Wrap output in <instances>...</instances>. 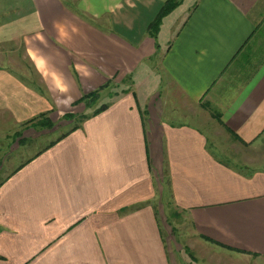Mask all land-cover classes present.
<instances>
[{
    "label": "crops",
    "instance_id": "1",
    "mask_svg": "<svg viewBox=\"0 0 264 264\" xmlns=\"http://www.w3.org/2000/svg\"><path fill=\"white\" fill-rule=\"evenodd\" d=\"M166 1L0 0V264H172L163 184L197 264H264V0H175L154 41Z\"/></svg>",
    "mask_w": 264,
    "mask_h": 264
},
{
    "label": "rangeland",
    "instance_id": "2",
    "mask_svg": "<svg viewBox=\"0 0 264 264\" xmlns=\"http://www.w3.org/2000/svg\"><path fill=\"white\" fill-rule=\"evenodd\" d=\"M120 31V30H118ZM121 92L120 88L114 90V94H119ZM103 100V99H101ZM95 101L91 100L88 103V105H85V109H87L82 114H71L72 115V121L71 125H69V129L78 124L79 120H81V117H87L90 116L93 113L94 105L93 103ZM97 101V98H96ZM98 104V103H97ZM65 116V115H64ZM64 118V117H63ZM65 122L70 121L69 119L64 118ZM185 121V120H184ZM188 122H192L191 120H187ZM67 128V129H68ZM60 132L54 133L51 136L47 138H42L41 140L37 141L36 144L31 145V150L28 145L23 146L22 154H18V158L22 160L23 158L31 156L33 152L38 151L39 149H42L47 143H49L52 139L58 136ZM3 139H1L0 136V144L2 148ZM228 149V146L225 145ZM30 151H29V150ZM250 150V149H249ZM246 151L245 155L252 156L254 159H258V162L261 164H264V145L260 146L259 149L253 153V151ZM1 151V150H0ZM243 155V154H242ZM241 154L235 155V159L242 163L241 157H243ZM24 161V160H23ZM19 163V160H15L11 163L10 167H14ZM6 169L5 173L9 170ZM259 169H264V165L260 166ZM163 184V197L156 198L152 201V205L154 207L155 214L157 215V218L160 222V226L163 232V235L165 236L167 240V246L169 250V255L171 258L172 264H192L196 263L197 261L195 259V256L198 255V253L203 254L206 253L202 247L197 245V242L192 235L190 225L188 221L184 218V216L173 207L170 201V193L166 190V187ZM203 260V259H202Z\"/></svg>",
    "mask_w": 264,
    "mask_h": 264
},
{
    "label": "trees",
    "instance_id": "3",
    "mask_svg": "<svg viewBox=\"0 0 264 264\" xmlns=\"http://www.w3.org/2000/svg\"><path fill=\"white\" fill-rule=\"evenodd\" d=\"M179 4H180L179 1L167 0L164 3V5L162 6V8L159 11V13L157 14V16L154 18V20L149 24V26H148V31L149 32L148 33L154 39V41H156V35H157V32H158V27H159V24H160L162 18L164 16H166L168 13H170L173 9H175ZM94 98L96 100L97 92H94L92 94L84 96L82 98V102L85 105H88L87 102H89L91 100H94ZM106 108H107L106 105H102L99 109L95 110L92 113V115H95V114L103 111ZM87 117H89V116H87ZM87 117H81L82 119L79 120V122L83 121ZM64 118L71 120L72 119V115L71 114H67V115L64 116ZM29 123H31V127L35 128V129H51L53 127V124L49 121V119L47 117H45L44 114L39 116V120H37V122L31 121ZM77 128H78V126L75 125L74 127L71 128V130H75Z\"/></svg>",
    "mask_w": 264,
    "mask_h": 264
}]
</instances>
